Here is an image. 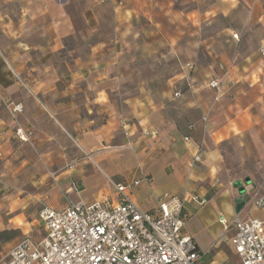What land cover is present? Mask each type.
Instances as JSON below:
<instances>
[{
    "label": "crops",
    "instance_id": "0c3cea01",
    "mask_svg": "<svg viewBox=\"0 0 264 264\" xmlns=\"http://www.w3.org/2000/svg\"><path fill=\"white\" fill-rule=\"evenodd\" d=\"M206 1L0 0V254L27 235L42 239V206L114 201L115 184L138 180L128 197L142 210L155 211L165 196L186 199L183 230L206 252L200 264H239L231 222L250 218L236 211L249 177L227 182L224 147L236 139L256 151L261 142L264 56L259 47L232 62L242 47L235 51L231 32L264 26L255 13L264 0ZM240 2L255 15L220 40L201 35L211 14ZM142 61L161 69L137 74ZM159 76L165 84L151 81ZM136 79L137 88L126 87ZM250 189H259L252 180ZM218 214L223 231L208 242L185 229L194 217L209 227Z\"/></svg>",
    "mask_w": 264,
    "mask_h": 264
},
{
    "label": "built area",
    "instance_id": "2783aa9c",
    "mask_svg": "<svg viewBox=\"0 0 264 264\" xmlns=\"http://www.w3.org/2000/svg\"><path fill=\"white\" fill-rule=\"evenodd\" d=\"M260 50L264 56V44ZM211 87H219V81L214 79ZM16 110L21 111L22 106L17 105ZM138 183L115 184L119 197L114 201L70 199L65 209L42 206L38 215L44 229L42 239L36 241L27 235L10 249L1 264L202 263L206 252L200 251L193 236L183 230L186 199L165 196L155 211L142 210L128 197L131 185ZM75 189L78 191L77 186ZM247 198L250 205L264 208V192L260 189L247 194ZM192 200L200 205L208 201L206 196L197 195ZM221 222L227 224L225 218ZM231 224V243L239 264H264V220L236 214Z\"/></svg>",
    "mask_w": 264,
    "mask_h": 264
},
{
    "label": "rangeland",
    "instance_id": "374dc122",
    "mask_svg": "<svg viewBox=\"0 0 264 264\" xmlns=\"http://www.w3.org/2000/svg\"><path fill=\"white\" fill-rule=\"evenodd\" d=\"M213 1L217 2L219 0H208L205 3L208 2L210 5ZM242 4L243 3L240 2L237 8L233 9L226 16H223L220 13L215 14V16L211 14L209 18L210 19L214 18V20L202 24V28L200 32L201 35L203 37L206 38L208 37L211 39L212 37H215L216 40H220L224 38L226 31L223 30H225V28L228 25H232L233 27L239 26L241 23V19H244L246 16H248L249 18L254 13V11H252V8L250 6L248 5L243 6ZM255 13L256 14L260 13L264 15V9L263 10L261 9V11L260 10L255 11ZM109 24L111 23L108 22V24H106L107 28H110ZM236 32L238 33V36ZM240 32L243 33V31L241 30H235L231 32V37H233L236 40V42H238L235 51L237 50V48L239 49V47H242V55L238 56L236 51V55L233 56L232 58V62H236V63L241 62L242 59L246 58V56L258 50V48L260 47L261 43L264 40V26L261 23L251 24L250 27H248L247 30H245L242 36H240ZM235 34L237 37L234 36ZM64 42L68 48L74 45L75 43L74 40H72V38L67 40L65 39ZM76 42H78V44L80 43L81 45L86 44L88 42V37L81 36ZM0 43H2V41H0ZM205 50H206L205 46L201 45L199 52L202 60L206 58ZM160 64L161 63L157 61L153 63L148 61H142L134 65L133 68L137 69V74H139V70L141 74H147L149 73V71H150L149 74H152L154 70L159 71L161 69ZM263 64H264V60H263ZM172 65L174 68V64ZM167 80L168 77L159 76V77H154V79H152L151 81L153 82L156 81L160 85V84H165ZM140 81H144V79H141ZM138 82L139 81L136 79L135 81H130L129 83L126 82L125 84L127 85L126 87L131 86L132 88L133 87L137 88L139 86ZM261 90H263L260 91L261 93L259 91L255 93L263 94L264 88H262ZM263 112L264 109L261 110V114ZM262 121H264V117ZM257 139L258 142L259 140H261V142L259 143V146L255 148L257 149L256 151L254 150L255 146L253 142L252 145H250V143H245L244 146H241L236 139H232L229 144L225 145L224 154H226V162H225L226 165L224 168L225 169L224 176L227 182L231 181L232 179H238V178L244 179L247 176L253 181L255 186H257L260 189V191L264 192V128L263 127L257 129ZM251 180L248 181L246 179L245 182L247 184L245 188L250 194L253 193V191L250 189ZM238 186H240V184ZM239 192L244 193L245 191H241L240 189ZM240 213L242 215H246V216L248 215L249 217H258L260 219H264V208L260 209L257 207H253L249 203H247V205L242 209ZM218 218H219V214L218 216H213L211 219L212 224L208 227L205 225L204 221H201L199 219V217H194L193 219L188 220L185 229H187L188 232L193 233L194 235L196 234V239L199 240V234H200V236L208 242V240L211 239L212 237V233H219L220 231H223L222 225L218 221ZM203 248L207 249L208 247L207 245H204ZM8 251H9L8 249H3V253L0 254V264L3 262V259ZM0 252H2V249H0Z\"/></svg>",
    "mask_w": 264,
    "mask_h": 264
},
{
    "label": "water",
    "instance_id": "95a60500",
    "mask_svg": "<svg viewBox=\"0 0 264 264\" xmlns=\"http://www.w3.org/2000/svg\"><path fill=\"white\" fill-rule=\"evenodd\" d=\"M247 180L249 181L250 178H247ZM241 191H245V192H244V196L240 197V200H239V202H238V204L236 206V211L237 212H240L247 205V202H248V198H247L245 187L241 188Z\"/></svg>",
    "mask_w": 264,
    "mask_h": 264
},
{
    "label": "trees",
    "instance_id": "16d2710c",
    "mask_svg": "<svg viewBox=\"0 0 264 264\" xmlns=\"http://www.w3.org/2000/svg\"><path fill=\"white\" fill-rule=\"evenodd\" d=\"M64 54H62V56H63ZM1 235V234H0Z\"/></svg>",
    "mask_w": 264,
    "mask_h": 264
}]
</instances>
